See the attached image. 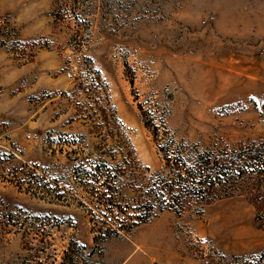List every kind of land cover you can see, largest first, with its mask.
I'll list each match as a JSON object with an SVG mask.
<instances>
[{
    "label": "rangeland",
    "instance_id": "374dc122",
    "mask_svg": "<svg viewBox=\"0 0 264 264\" xmlns=\"http://www.w3.org/2000/svg\"><path fill=\"white\" fill-rule=\"evenodd\" d=\"M262 152L264 0H0V264H264Z\"/></svg>",
    "mask_w": 264,
    "mask_h": 264
},
{
    "label": "trees",
    "instance_id": "16d2710c",
    "mask_svg": "<svg viewBox=\"0 0 264 264\" xmlns=\"http://www.w3.org/2000/svg\"><path fill=\"white\" fill-rule=\"evenodd\" d=\"M258 153H261V152H258ZM247 159L248 160L250 159L247 164L250 165V167H252L251 170L249 171L250 172L249 175L254 176V174H256V173L264 175V153L263 152H262V154H258L255 157H245L244 155H240V157L238 159H236L234 162L237 161V163H238L237 165H239L238 167L243 169V166H245L247 164H242V161H245ZM208 163H209V159L206 162V164H208ZM196 168H198V170L195 172L196 173L195 176H198L200 178V176H202V168L200 165L196 166ZM206 170L208 172L210 171V169H208V168H206ZM223 175H226V173L223 172ZM223 175H220V176L216 175L215 177H213V175H211V173H209L207 176L210 177V184H214L217 180H218V182L223 181V179H221V177ZM191 182L200 184V183H202V180H198V181L193 180ZM183 187H184V185L181 184L179 189H183Z\"/></svg>",
    "mask_w": 264,
    "mask_h": 264
}]
</instances>
